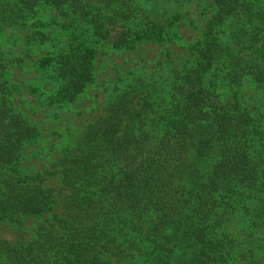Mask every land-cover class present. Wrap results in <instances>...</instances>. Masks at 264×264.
Masks as SVG:
<instances>
[{"label":"trees","instance_id":"trees-1","mask_svg":"<svg viewBox=\"0 0 264 264\" xmlns=\"http://www.w3.org/2000/svg\"><path fill=\"white\" fill-rule=\"evenodd\" d=\"M94 1L0 0V43L22 37L51 50L39 64L53 70L57 88L48 100L60 108L94 82L95 51L79 31L123 51L173 41L181 20L208 15L203 2L209 18L188 48V65L173 68L161 88L134 74L121 80L47 172L60 181L62 212L33 240L0 239V264L245 259L228 230L242 222L252 242L264 231V112L244 95L250 84L264 99V1ZM54 27L61 44L48 32ZM1 60L0 221L21 230L25 219L52 212L56 192L42 173L24 171L37 130L14 110ZM248 263L261 264L252 256Z\"/></svg>","mask_w":264,"mask_h":264},{"label":"rangeland","instance_id":"rangeland-1","mask_svg":"<svg viewBox=\"0 0 264 264\" xmlns=\"http://www.w3.org/2000/svg\"><path fill=\"white\" fill-rule=\"evenodd\" d=\"M95 3L94 0H83ZM264 1V0H261ZM207 2L200 4L208 15L192 14L191 20L183 19L177 26V37L173 41L140 42L130 50L116 51L104 42H97L88 33L78 32L83 41L95 51L94 82L88 86L76 103L60 108L49 103L57 84L52 80V69L40 67V61L46 57L50 49L28 46L24 39L0 43L1 64L5 67V79L10 87L9 100L14 110L21 114L28 123L37 130V138L25 147L23 168L29 175L42 173L47 178L46 185L56 192L54 209L43 216H31L23 221V229L0 221V239L16 245L20 241L36 238L38 228L52 214H60L63 210L60 181L57 177L48 176L54 162L64 154L87 126L103 113L112 92L121 80L128 75L140 76L146 81H157L158 87L168 83L169 72L188 65V48L198 37L209 18ZM193 22V23H192ZM52 38L65 41V36L57 28L48 30ZM12 33V32H10ZM17 34L21 36L18 32ZM61 44V42L56 43ZM59 46V45H58ZM248 84L244 89L245 100L256 104L260 112H264L261 92H255ZM167 91V88H166ZM228 230V229H227ZM247 230L242 222H235L228 232L237 238L238 249L245 259L240 258L234 264H249L250 256L264 264V231L259 232L261 239H252L241 235ZM248 232V231H247ZM133 264V263H132ZM136 264H148L143 260Z\"/></svg>","mask_w":264,"mask_h":264}]
</instances>
